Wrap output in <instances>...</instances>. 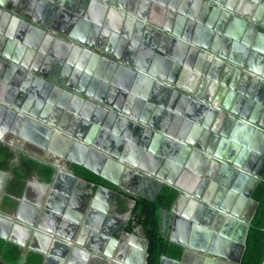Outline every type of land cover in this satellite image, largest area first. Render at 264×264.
I'll list each match as a JSON object with an SVG mask.
<instances>
[{"label":"water","instance_id":"95a60500","mask_svg":"<svg viewBox=\"0 0 264 264\" xmlns=\"http://www.w3.org/2000/svg\"><path fill=\"white\" fill-rule=\"evenodd\" d=\"M60 1V5L67 8V12L74 14L68 8L74 7L76 1ZM89 1L91 5L96 2L103 7V15H100L95 22L106 24L104 39L114 42L111 48L106 46L108 44H102L100 40H96L99 44L92 42L88 39L92 36L83 38L81 32L78 31L76 34L79 37H76L70 28H63L57 23L53 24L52 21V24L44 21L43 17L47 16L44 9L35 18L31 12L23 11V7L18 5L20 0H0V5L6 9H4L5 13L10 12L11 15L10 20L8 15H4L7 18L2 25L5 27L4 30L8 29V34L18 31V26L22 22L25 27H31L41 35L40 40L44 41L40 48L41 51L51 54L46 59H44L45 56H42L43 59L40 56L31 67L29 63H23L19 57L9 56L0 47V74H3L7 80L15 79L7 94L5 86L0 87V132H2L0 137H4L10 131L18 133L23 126L28 127V124L40 126L47 132L39 134L36 131H30L22 136L49 151L41 163L44 167L52 168L53 177L64 169L67 158L74 162L75 177H81L78 174L77 166L79 165L106 178L107 175L102 172L93 156L84 159L74 153L75 147L89 150L90 145L87 142L93 144L97 130H90L88 134L85 130L68 129L67 123L70 122V117L61 114L63 108L72 104H92L96 108L105 109V112L99 116L106 123L122 121L128 125L132 133L137 125H142L139 126L141 132L138 146L145 147L150 150L151 154L157 155V164L153 167L150 168L145 161L141 164L130 161L126 155L128 152L123 151L117 143L107 142L105 146L99 147L103 148V151L99 150L100 152L97 153L106 160L109 159L110 162L121 159L132 163L128 172L142 180L146 178L151 181L154 188H162L167 184L179 193L172 208L175 214L174 232L168 238L170 242L183 247V254L178 260L163 255L160 264H187L186 259L189 254L196 257L191 264H240L247 247L250 225L259 206V202L252 197V194L264 176V148H261V144H264V32L260 33L257 29L259 25L264 26V7L261 0H241V5L237 6L223 0H217L219 6L212 3L213 0H204V3H208L212 8L217 6L215 8L217 13L222 14L217 29L228 38V45L220 50L218 42L211 37L202 36L199 41L209 44V46L203 45L204 48L228 58L231 62L228 63L229 66H232L233 62L242 64L239 59L243 60V57L239 50H243L241 43H245L251 48V52L246 60L248 64L245 63L246 57L243 61L246 67L252 69L251 76L257 80V83L251 81L247 85H242V92L247 95L243 98H246L245 101L239 102V98L233 99L235 100L234 106H232L233 102L223 103V108L231 110L235 117H228L224 123L221 117L226 112L209 111L213 114L217 112L220 117L219 119L217 116L215 129L218 130L220 120L225 125L222 131L224 136L222 141H224L223 151L226 155L216 152V157L206 154L213 151L214 139L204 143L205 139L198 137L197 134L187 136L186 130L192 129L190 122L179 118L176 114L173 117L175 113L173 96L183 91L182 78L171 71L168 72V67L158 63L170 51V45L172 49H180L182 46V41L179 39L182 35L180 31L186 27L189 19L187 15H193L188 1L152 0L158 2L162 8L166 7V16L162 18L161 25L157 26L151 25V19L148 18L151 12L145 10L144 7L140 8L141 0ZM179 12L181 14L176 22L175 15ZM78 27H82L81 24ZM84 31L86 35L88 31L85 29ZM23 35L24 33L21 32L20 38ZM97 35H100V31ZM73 38L78 41H74ZM222 40V37L218 38L220 44ZM186 48H190L191 52L198 49V47L189 46ZM143 51H149L145 60L139 57ZM151 54H154L155 59L151 58ZM178 59L183 60L184 56L178 55ZM16 62L22 66L16 65ZM76 62L78 64L72 72L69 65ZM38 64L40 65L36 67ZM23 66L33 71H28ZM24 79L26 85H31L27 87L31 90V95L26 96V100L20 97L21 94L17 90L11 92L20 87ZM145 84L148 92L145 93L146 96L143 99H140L138 88ZM85 85L86 88H84ZM32 90L39 91L37 95L32 96ZM165 90L172 92H165ZM184 90L196 92L193 87L184 88ZM150 92L153 94V99L159 103L156 114L152 113V115L149 109L144 108L143 102L145 98H151ZM168 94H172L171 98ZM184 97L189 102L192 101L191 108L201 118L206 116L202 115L203 113H207L210 108H215L198 100L204 99L209 102L211 100L209 97H200L199 94H196V97L186 94ZM227 101H232V99H227ZM46 102H48V110L40 111V105L44 106ZM57 102H60L61 107H53V104ZM102 102L107 106H104ZM186 103L181 109L188 108V103ZM122 104L124 105L121 106ZM53 109L57 112H53ZM164 110H169V112L165 113ZM211 113L207 114L205 120L211 119L212 121ZM135 117L143 122L151 123L160 131L146 130L144 124H138ZM207 130L209 133L212 131L209 128ZM81 142L86 144L82 146ZM253 142L257 143L256 147ZM199 149H202V152ZM52 151L58 155L59 161L50 156ZM196 153H201L200 159L193 157ZM185 160H188V163L183 165ZM219 160L227 162L225 167L220 166ZM214 163L219 166L218 169ZM9 177L10 172L0 168V226L4 223L10 224L9 228L14 227L25 233L26 230L31 233L37 222L29 223L31 227L26 226L24 230L25 225L22 220V212L26 210L22 205L25 203L28 208L32 207L28 205L31 199L28 192L24 195L21 191L19 194L11 192L10 187H7ZM195 185L200 189H196ZM111 189L115 195L118 193L117 189ZM186 192L193 195L198 193L202 200L194 196L189 197ZM215 192L219 195L218 197H214L217 196ZM35 195L37 197V194ZM36 197L32 202L36 205L39 201V215L55 221L56 228L61 226L65 228V231L71 227L69 222L77 224L80 220L78 209H88L94 213L99 208L97 200L93 197L84 199L81 195L71 196L65 192L55 204L49 205L41 213V206L45 200L42 196L41 198ZM68 202L73 203V206L71 211L65 213L64 207L60 204H68ZM6 203H9V207ZM57 205H60L59 208ZM167 212L168 209H163L162 228L165 234H167L166 230H170L167 229L168 225L172 223V220H168ZM189 218L196 222L194 228L189 225L191 223ZM187 226L189 230H193L185 231ZM38 229L30 247L36 254L44 257V264L50 260L57 262L63 260L65 264L77 261L89 264L90 260L93 261L92 264H134L131 259H128L133 252L130 244L123 246L122 253H117L114 249L110 253L96 249L102 254L98 255L85 250L84 229L79 238L78 236L77 238L71 237L74 244V253L71 257L67 253L53 249L52 246L47 249L38 248L34 245L37 243V236H42L49 241L54 240L53 237L44 233L45 229L53 233L51 229L42 224H39ZM66 238L70 241L69 235ZM0 239L17 244L20 249H23L25 245L23 240L14 242L4 234H0ZM71 241L66 245L68 249ZM59 245L58 239L55 238V247H60ZM238 246L241 247V252L238 257H234ZM146 253L148 255L147 251ZM79 254L85 255L86 258H77ZM99 256L103 258L100 262L97 261ZM86 259L90 262L84 263ZM33 264L36 263L33 262Z\"/></svg>","mask_w":264,"mask_h":264},{"label":"flooded vegetation","instance_id":"af4514ba","mask_svg":"<svg viewBox=\"0 0 264 264\" xmlns=\"http://www.w3.org/2000/svg\"><path fill=\"white\" fill-rule=\"evenodd\" d=\"M71 1L73 2L76 1V5L74 4V7L68 8L74 14L67 12L66 11L67 8H65L64 6H61L60 5L61 1L59 0L58 5L54 6V9L50 11L49 15L46 16L44 21L46 20V22H49L50 24L57 23L59 24V26L66 28V29L70 28L72 31V34L74 33L76 37H78V35L76 34L78 31L84 32V36H81V37L84 38V37L92 36V37H88V39L91 40L92 42L99 44V41L97 43L96 40H100L102 44H108L106 45L108 48L113 47L112 46L114 44L113 41L110 42L109 40L104 39V29L106 28V24H100V23L95 22L96 19L100 15H103L104 13L103 7L100 4L95 2L96 4L100 6V11H102V12H97V10L94 8L95 3L91 5L90 1H87L86 3H82L81 0H71ZM186 1H188L189 3L188 6L192 10L193 15L192 16L187 15L189 19L186 22V27L182 29V31H180L182 35L179 36V39L182 41V46L180 49H172L171 45L169 44L170 51L167 52L164 56V59L163 60L161 59L158 63H161L162 66L164 67H168V72L171 71V73H174L176 76H180V78L182 79L188 76L189 73L195 72L198 75L199 79L204 83V85L198 86L199 89H201L199 91L197 90L196 92H190L188 90H184L183 88V92L186 94L193 95L195 97H196V94H199L200 97L211 98L209 102L205 101L204 99H198V100H200L201 102H206L208 106L215 107L216 109L210 108L207 113L202 114L206 116L201 118L198 115V113L193 108H191L190 102L192 101L189 102V100H187L186 98V101L188 102V104L186 103L188 108L186 110H183L181 109V107H183L185 103H180V106L175 105V103L177 102V97L176 95H174L173 98H174V105H175V109H174L175 113L173 117H175V114H176V116H178L179 118L186 119L190 122L192 129L186 130L187 136H191V135L195 136L197 134L198 137L205 139L204 131L207 130L208 128L211 129L212 136L210 133V136L208 138L206 137L204 143L206 142L208 143L211 137H213L214 139V146H212L213 153L207 152L206 154L216 157L217 156L215 155L216 152L221 153V154L222 152H224L223 151L224 141H222V138H224V136L222 135V131L225 125H223L222 121H224L225 123L228 117H235V114L232 113L231 110L223 108V105H224L223 103L233 102L232 106H234L235 100L233 99L239 98V102L245 101L246 98L245 99L243 98L247 97V95L242 92L243 91L242 85L244 84L247 85L251 81H253L254 83H257V80L251 76V73H249L252 69L246 67L243 61L246 57L245 59V63H246L247 58H249V52H251V48L247 46L245 43H241V48L243 50L241 51L239 50V53L243 57V60L241 59L239 60L242 64H235L233 62L232 66L228 65V63H231L228 60V58L221 56L217 52H212L209 49L204 48L203 45L209 46V44H206L204 41H199V39H202V36H204L205 38L211 37L214 41H217L220 50L228 45V38L226 36H223L222 32L221 31L219 32L217 29L218 22L222 14L217 13L215 9L217 8V6L212 8V6L209 5L208 3L205 4L204 0L202 1L186 0ZM223 1H225L226 3L229 2L230 4L234 6L241 5V0H223ZM22 2H23L22 0L18 2V5L21 4ZM211 2L219 6V2L217 0H213ZM261 3H262V6L264 7V0H261ZM28 4L29 6H31L29 1H28ZM19 6H22V5H19ZM140 8H141V2H140ZM4 9L5 8L1 6L0 10L2 12L4 11ZM25 11H29L32 13L33 17L35 18L37 17L38 11L34 6L27 7ZM162 11H163L162 18L164 19V17L166 16L165 6H163ZM87 14H89V17H87ZM180 14L181 12L175 15L176 22ZM4 15H8L9 20L11 19L10 12L3 14L2 17L5 19L4 23L7 21V18L4 17ZM185 15L186 14H184V16ZM148 18L151 19L152 26L161 25L160 22L163 20V19L161 20V18L159 17L158 19H160V21H157L156 23L155 22L156 17L155 15H152V14ZM80 24L86 31H88L86 35H85L84 29L82 27H78ZM4 28L5 27L2 26L3 30ZM24 29H25V32H24ZM224 29H226V27H224ZM257 29L258 31H260V33L264 32L263 25H259ZM98 31H100V35H97ZM21 32L24 33L22 38H20ZM17 33L19 35V38L23 41V42H20L21 46L22 48L25 49V52L21 54L12 53L9 46L6 44L8 39L10 37L15 38L17 36ZM26 33H28L27 36H26ZM176 36L178 37V35ZM40 37L41 35L38 34V32H36L34 29L32 30L31 27H28V26L25 27V24L21 25V30L19 32L15 31L11 34H8V29L2 31L0 28V47L9 56H12L15 58L19 57L23 61V63H26V64L29 63V65L32 67L34 62L38 61L40 56H41V59H43L42 56H45L44 59H46L47 56L51 55L48 52L41 51L40 48L42 47V44L44 41H41ZM219 37H222L223 39L221 44L218 41ZM73 40L78 41L77 39H74V38ZM85 46L90 47L87 45ZM188 46L194 47V48L198 47V49L197 51L191 52L190 48H186ZM152 50H154V48ZM149 51H143L139 55V57L145 60L148 57ZM178 55H183L184 59L179 60ZM151 58L155 59L154 54H151ZM15 64L18 66H22V64L18 62H16ZM77 64L78 62H76L75 64L69 65L72 72L75 66H77ZM39 65L40 64H38L36 67H38ZM23 67L26 68V70L28 71H33L29 67H26V66H23ZM41 68L43 69V67ZM14 82H15L14 78H10L9 80H7L5 79L3 74H0V87L5 86L6 94H7V91L8 92L10 91L12 84ZM207 85H210L209 89L206 88ZM27 87H31V85L30 84L26 85V82L24 79L21 86L11 92H15L17 90V92H20L21 94L20 97L25 98L26 100L27 99L26 96L31 95V90H29ZM84 88H86V85L84 86ZM143 88H144V93L142 94L138 93V97L140 99H143L146 96L145 93L148 92V88L146 87V84L143 86ZM38 91L39 90L37 91L32 90L33 92L32 96L37 95ZM204 91H209L210 94L208 96H205L203 94ZM263 91H264V88H263ZM165 92H172V91L165 90ZM149 94L151 98L150 97L145 98L143 102H144V108H145L146 101H149V100L152 101V103L155 106L154 111H151V115H152V113L156 114V109L159 107L158 105L159 103H157L158 102L157 100L153 99L152 92H150ZM171 96L172 94H168V97L171 98ZM36 97H39V96H36ZM227 99H232V101H227ZM102 104L104 106H107V104L104 102H102ZM123 105L124 104H122L121 106ZM53 107H61L60 102L53 104ZM56 109H53V112L56 113L57 112ZM44 110H48V102H46L44 106L40 105V111H44ZM210 110L217 111V112H220L221 110L223 112H226V114L224 113V115L221 117L222 121L220 120L218 130L214 128L215 123L217 121V112L213 114L209 112ZM164 111L166 113L168 110H164ZM104 112H105L104 108H101V107L96 108L92 104H85V105L72 104V105H69L68 107H64L61 114L63 116L66 115L70 117V122L67 123L68 129L70 130H73V129H76L77 131L85 130L86 133L88 134H90L89 133L90 130L91 131L97 130L96 131L97 136L94 135L95 138H94L93 144L92 143L90 144L89 142H87V144L90 145L89 150H83L79 147H75L74 153L79 158H84V159H89L91 156H93L98 166L101 167V170L104 174L106 173L104 171L106 169H108L107 170L108 172H110L111 170L112 172H120L124 174V178L128 182H125V183L116 182V184H118L116 188L111 187L105 184V182H103L102 180H98V179H96L95 181L96 183H95L94 181H90L88 180V178L85 179V177H83L81 173L82 167L78 165L77 166L79 170L78 174L81 176V178H84V180L89 181L91 184L95 186L93 189H80L79 187H76L75 182H72L70 180L71 174L74 175V172H73L74 162H71L69 159L66 158L64 169H62V171L59 174L53 177L54 172L52 168L50 171L49 170L50 168H48V166L44 167L42 163L38 165L36 162L33 163L30 157H36L35 155L32 154L33 155L32 156L30 154L29 157H27L25 151L18 150V152H14L15 153L14 155L9 156V159L11 160H7V161L5 160L4 162H2V164H0V168L5 171H8L9 169L7 168V166H4L3 164L5 162H9V165L14 166L15 164L16 168L18 167L19 170L21 169V171H18V172L15 169V173L13 174L12 172L10 173L7 187H10V191L16 194H19L20 191H21V194L23 195L26 192H28L29 197L31 199L28 205L32 207L28 208L27 205L23 203L22 207L26 208V210L22 212V220L30 224H33L35 222L37 223L35 224L36 226L34 227V231L31 230V233L29 231H26L27 234L25 233V231L18 230L17 228H14V227L9 228L11 225L4 223V224H1L0 226V234L8 232V234H10V237L12 238V241L14 242H18L20 240H23L24 242H26L28 240V235H29L30 238H29L28 244L30 245L34 237L36 236V233H38L39 224H42L43 226L50 228L53 231V233L50 230H49L50 231L49 233H46L45 231L44 233L48 235L49 237H53L54 240L53 241L51 240L52 241L51 242L42 236H37L36 237L37 243H35V245L37 244L38 248H45V249L50 248L52 246L53 249L59 250L63 253H67L71 257V254L74 253V244L71 241V237L77 238L78 236L79 238V236L81 235V232L84 229L83 242L85 243V246H84L85 250H88L90 252H95L98 255L100 254V252L96 251V249H102L106 253L107 252L110 253L112 252V249H114V250H117V253H122L123 246L130 244V246L133 248V252H132L131 257L128 256V259H131V261L134 264H138V263L151 264L150 262L151 240L145 229L144 223L141 222V220L138 217L136 208L138 206V201L141 198H148V199L155 200L165 186H171V185L166 184L162 186V188H159V187L154 188L151 181L146 180V178L142 180L139 177L133 176L128 172L129 166L133 165L132 163L125 161V160H121V159H118V161L116 162H110L109 159L106 160L104 157H102L101 155L97 153L99 150L103 151V148H99V147L105 146L107 142H112L115 144L116 143L119 144L123 151L125 150L128 152L126 153V155L130 161L133 160L140 164L145 161V163L149 164V162H147V158L145 160V157L146 155H151L150 150L146 149L145 147L141 148L138 146L140 145L138 138L141 132V127L139 126H142V125H137V128L132 133L128 125L126 123H123L122 121H118V122L112 121L109 123H106L105 121H103V119L99 116V114H102ZM209 113H211V116L213 115L212 121L211 119L205 120V118H207V114ZM52 115H54V113ZM134 119L137 121L138 124H141V123L144 124L143 126L146 127V130L148 129H150V131L151 129L159 130L157 127L151 125V123L143 122L141 120H138V118L136 117ZM28 125H29L28 127L23 126V128L20 129L18 133H15L14 131H10L6 135L12 136L13 134H15L17 136L23 137L22 134H27L30 131H36L39 134H44L47 132L46 129H43L40 126H35L31 124H28ZM55 128L57 129L58 127H55ZM35 136H37L36 133H35ZM169 137H172V136H169ZM35 144H36L35 146L38 149L45 151L44 148L40 146L38 143H35ZM81 144L83 146L86 143L81 142ZM253 144L256 147L257 143L253 142ZM1 148L2 147L0 146V152H3ZM219 150H222V151H219ZM199 151L202 152V149H199ZM189 153L191 156L192 152L190 151ZM224 154L226 155V153ZM200 155L201 153L200 154L196 153L193 155V157L200 159L199 158ZM50 156H53L57 161H59V157L54 151L51 152ZM155 157H157V155H155ZM187 163H188V160H185V163L183 165H186ZM219 163H220V166L222 167L223 166L225 167V164H227L225 160H219ZM259 163H262V162H259ZM106 175H108V173H106ZM33 178H38V180L41 182V186L45 187V192L38 190V189H35V190L32 189L31 181L33 180ZM121 184L124 186L123 188H121L122 186L120 187ZM100 187L102 188L100 189ZM130 187L134 188L133 189L134 191L130 190ZM111 188L117 189L118 193L115 195ZM195 188L200 189V187L197 185H195ZM33 191H35V193ZM175 191L177 194L176 198L174 200L172 207L168 209V212H167V217L169 216V214H172L170 215V218L168 217V219L172 220V223L175 217L174 210L172 208L177 198L179 197V193L177 192L176 189ZM65 192H68V194L71 196L81 195V197L84 199H89L90 197H93L94 200H97V204L99 207L98 210L94 211V213H92V211L88 209H85V210L78 209L77 212L80 213V217H79L80 220H78L77 224L69 222V226L71 227H69L68 231H65V228H61V226H58L56 228L55 221H51L48 218L42 217L41 215H39V212H38V207L40 205L39 201H37L36 205L32 202L36 197L35 194H37L36 198L38 197L41 198L42 196V198L45 200V202L41 206V213H43L42 212L43 209L47 208L49 205L55 204V202H57L60 196ZM105 192H108V195H106V197L109 198L106 204L102 202V200L105 199V196H104ZM186 193L188 194L189 197L194 196L196 199L202 200L201 196H199L198 193H195L194 195L189 194L188 192ZM218 196L219 195L214 196V197H218ZM122 204L126 206V210H124V212L130 213L131 218L119 217L118 211L119 209L122 208L123 206ZM60 205L64 207L65 209L64 212L67 213L68 211H71L73 203L68 202V204H60ZM6 206L9 207V203H6ZM59 206L57 205L58 208ZM190 220H191V223L189 225L193 227L196 222L193 221L192 219ZM27 227H31V226L27 225ZM192 230H189L188 226L185 228V231L190 232ZM162 232H163V228H162ZM166 233L167 234L163 232L166 238H168L169 231L166 230ZM68 235L70 236V241H71L69 249L66 246L70 242L66 238V236ZM55 238L58 239V242L60 243L59 245L60 247H55ZM174 244L176 243H172L169 240V249L168 251H165L163 255L171 259H177V260L181 259V256L183 254V247H181L179 252H177L175 250ZM14 245H17V244H14ZM20 251H21V255L23 254L25 255L24 248L20 249ZM146 251L148 252V255ZM240 252H241V247L238 246L234 254V257L235 256L238 257ZM117 253L115 254V258L117 257ZM79 257L86 258L85 255L83 256L82 254H79L77 256V258ZM195 258L196 257L194 255L189 254L188 258L186 259L187 264H191V262L194 261ZM102 259H103L102 256H99L97 261L100 262ZM114 260L116 261V259ZM90 261L89 259H86L84 263L90 262L89 264H92L93 261L92 260ZM56 262L55 263L51 262V263H54V264H65L66 263L63 260L57 263ZM118 262L121 263V261H118ZM29 263L33 264V262H29ZM47 263L48 262L46 261L45 264ZM71 264H83V263L81 261H77V262H71Z\"/></svg>","mask_w":264,"mask_h":264},{"label":"crops","instance_id":"0c3cea01","mask_svg":"<svg viewBox=\"0 0 264 264\" xmlns=\"http://www.w3.org/2000/svg\"><path fill=\"white\" fill-rule=\"evenodd\" d=\"M22 1L23 2L21 4H19V5H22L23 11H25V9L27 7L34 6L37 9L38 14L40 13L41 10L44 9L46 15H49L50 11L54 9V6L58 5V3H59L58 2L59 0H22ZM28 1L30 2L31 6H29ZM81 1L82 2H87L89 0H81ZM143 6H144L145 10H147V11L149 10L152 15H155V17H156L155 18V20H156L155 22L156 23H157V21H160V19H158L159 17L162 20V17H163L162 6H160V4L158 2H155V1H152V0H141V7H143ZM151 7H152V10H151ZM94 8L97 10V12H102V11H100V6L98 4H96V3L94 4ZM0 9H1V6H0ZM0 14H1V16H0V28L2 29V25L4 24V21H5V19L2 16H3V14H5V11L2 12L0 10ZM45 18L46 17L44 16L43 19H45ZM21 25H23V24H21ZM21 25H19L18 31H16V32H19L21 30ZM27 35H28V33H26V36ZM81 36H84L83 32H81ZM20 42H23V41L19 38V35L17 33V36L15 38L10 37L8 39V41L6 42V44L9 46V48H10L12 53L21 54V53L25 52V49L22 48ZM181 81L183 83V86H182L183 88L189 89V88L193 87L194 89H196V91L197 90L198 91L201 90L198 87L199 85H204V83L199 79L198 75L195 72L189 73L188 76H186L185 78L181 79ZM143 86L138 88L139 94L144 93ZM177 86L178 85H176V87ZM206 88L209 89L210 85H207ZM203 94L205 96H208L210 94V92L209 91H204ZM184 96H186V93H184L183 91H180V93H176L177 102L175 103V105L180 106V103H186L187 101H186V98ZM191 103L192 102H190V104ZM215 103H216V101H215ZM145 109H149L150 111H154L155 106L152 103V101H150V100L146 101ZM167 112H169V110ZM204 136H205V139H206V137L208 138L210 136V133L208 132V130L204 131ZM211 136H212V134H211ZM211 139H213V137H211ZM35 145H36L35 142L33 143L30 140L25 139V138L20 137V136H17L15 134H13L12 136L5 135L4 137L3 136L0 137V146L2 147L1 150L3 151V153L5 152V154H6L5 155L6 156V158H5L6 161L7 160H11V159H9V156L10 155H14L15 154L14 152H18V150H23V151L26 152V156L27 157H29L30 154L31 155L32 154L35 155L37 158L36 157H30V159L36 161L39 164H41L40 160L45 159V156L49 153V151L47 149H45V148H44L45 151L40 150ZM261 145H262L261 148H264V144H261ZM222 155H224V152H222ZM146 158H147V162H149V164H147L149 167L154 166V165L157 164V159H156L155 155H153V154L146 155L145 160H146ZM11 162H10V164H11ZM214 164H215V166H217L216 169H218L219 166L216 163H214ZM7 168L9 169L8 171L10 173L12 172V174L15 173V169H16L17 172L21 171V169L19 170L18 167L17 168L15 167V164H14V166L9 165V162H8ZM81 170H82V172H81L82 175L85 178H88V180H90V181H95L96 179L102 180L103 182H105V184H107V185H109L111 187H114V188H116L118 186V184H116V182H119V183L128 182L124 178V174L120 173V172H112V170L110 172H108L107 171L108 169H106L104 171L106 173H108L107 177H109V178H104V177L99 176L96 173L84 168V167H82ZM106 173H105V175H106ZM70 180L72 182H75L76 183V187H79L80 189H93L95 187L89 181L84 180V178H81V177L78 178V177H75L72 174L70 176ZM80 186H82V187H80ZM31 187L34 190L38 189V190H41V191L45 192V187L41 186V182L38 180V178H33V180L31 181ZM133 189L134 188L130 187V190L134 191ZM214 194L217 195V192H215ZM106 195H108V192H105V195H104L105 199L102 200V202L104 204H106L108 202V200H109V198H107ZM122 205H123L122 208L119 209V211H118L119 217H121V218H131L130 213H125L124 212V210H126V206L124 204H122ZM170 215H172V214H169V216H168L169 218H170ZM168 220H170V219H168ZM23 223L25 224L24 230H26V226L29 223L28 222H24V221H23ZM167 229H170L168 235L169 236L172 235L173 232H174L173 223H171L170 226L168 225ZM48 231H49L48 229H45L46 233H49ZM1 234L8 235L9 239L12 241V238L10 237L9 234H5V233H1ZM29 238L30 237H28V240L26 242H24L25 243V245L23 246L24 252H25L24 256L21 255V251H20V249H19V247L17 245H14V243H12V242L0 239L4 243V247H3L2 253L0 255V261L4 262L6 264H31L29 262H34L36 264H43L44 263V257H42V255L36 254L33 251L32 247H30L31 244L30 245L28 244L29 243ZM27 245H29V246H27ZM25 246H27V247H25ZM35 246H37V244ZM15 248H17L19 250V252L17 253V258H16V255H15ZM51 262L55 263L56 261L50 260L47 264H50ZM54 263H51V264H54Z\"/></svg>","mask_w":264,"mask_h":264},{"label":"trees","instance_id":"16d2710c","mask_svg":"<svg viewBox=\"0 0 264 264\" xmlns=\"http://www.w3.org/2000/svg\"><path fill=\"white\" fill-rule=\"evenodd\" d=\"M32 162L36 161L32 160ZM3 165L7 166L8 162ZM49 170L51 171V168ZM176 195L173 187L165 186L155 200L141 198L138 201L136 212L141 222L144 223L151 240V264H159L163 253L169 249V239L162 232V211L164 208L170 209L172 207ZM252 197L259 202V206L250 225L247 247L240 264H263L264 261V176L260 179ZM174 246L177 252L182 247L177 244ZM3 247L4 243L0 240V255ZM18 252L19 250L15 248L16 258Z\"/></svg>","mask_w":264,"mask_h":264},{"label":"rangeland","instance_id":"374dc122","mask_svg":"<svg viewBox=\"0 0 264 264\" xmlns=\"http://www.w3.org/2000/svg\"><path fill=\"white\" fill-rule=\"evenodd\" d=\"M5 155L6 154H4L3 152H0V164H2V162L5 161V158H6ZM1 264H6V263H4V262L1 261Z\"/></svg>","mask_w":264,"mask_h":264},{"label":"bare ground","instance_id":"6f19581e","mask_svg":"<svg viewBox=\"0 0 264 264\" xmlns=\"http://www.w3.org/2000/svg\"><path fill=\"white\" fill-rule=\"evenodd\" d=\"M43 132V131H42Z\"/></svg>","mask_w":264,"mask_h":264}]
</instances>
